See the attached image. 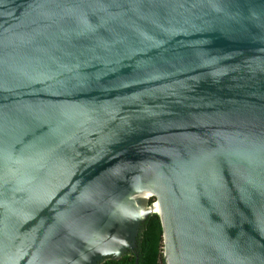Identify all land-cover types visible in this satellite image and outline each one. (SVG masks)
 <instances>
[{
  "label": "water",
  "instance_id": "95a60500",
  "mask_svg": "<svg viewBox=\"0 0 264 264\" xmlns=\"http://www.w3.org/2000/svg\"><path fill=\"white\" fill-rule=\"evenodd\" d=\"M150 212L161 264H264V0H0V264Z\"/></svg>",
  "mask_w": 264,
  "mask_h": 264
},
{
  "label": "trees",
  "instance_id": "16d2710c",
  "mask_svg": "<svg viewBox=\"0 0 264 264\" xmlns=\"http://www.w3.org/2000/svg\"><path fill=\"white\" fill-rule=\"evenodd\" d=\"M161 264L159 222L156 212L148 213L140 222L134 250L117 258L106 257L98 264Z\"/></svg>",
  "mask_w": 264,
  "mask_h": 264
}]
</instances>
